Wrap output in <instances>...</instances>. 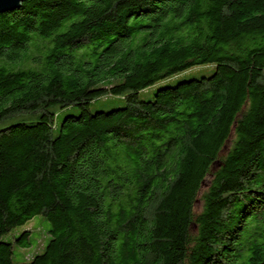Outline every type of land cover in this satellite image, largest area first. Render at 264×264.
Listing matches in <instances>:
<instances>
[{
  "label": "trees",
  "instance_id": "obj_1",
  "mask_svg": "<svg viewBox=\"0 0 264 264\" xmlns=\"http://www.w3.org/2000/svg\"><path fill=\"white\" fill-rule=\"evenodd\" d=\"M105 94L125 105L91 114ZM68 107L79 115L54 137ZM37 215L49 240L24 264H264V0H26L0 14V264H13L2 237Z\"/></svg>",
  "mask_w": 264,
  "mask_h": 264
},
{
  "label": "rangeland",
  "instance_id": "obj_2",
  "mask_svg": "<svg viewBox=\"0 0 264 264\" xmlns=\"http://www.w3.org/2000/svg\"><path fill=\"white\" fill-rule=\"evenodd\" d=\"M213 65L207 64L202 66L192 67L183 72L177 73L175 75L169 76L167 78L161 79L155 82L153 85L141 90L138 93V100L141 102L152 101L154 93L161 88L173 87L179 82L188 81L191 79H201L203 77L209 76L213 72ZM125 105L124 100L121 96H115L110 94H105L97 100H94L89 105V112L95 114L96 112H110L116 110ZM79 109L77 107H68L56 112V115L53 120V135L56 137L60 131V126L63 119L67 116H78ZM184 201H178L172 211L171 215L168 218L165 226L168 236H174L177 232L181 213L183 209ZM195 208L200 209V203H196ZM50 230V224L47 220L40 216H34L32 219L27 221L22 226H18L12 229L9 233L2 237V240L13 244L12 247V263L13 264H24L29 259H31L36 254L43 252L48 240ZM28 231V246L25 248H20L15 244V239L24 232ZM167 236V235H166Z\"/></svg>",
  "mask_w": 264,
  "mask_h": 264
},
{
  "label": "water",
  "instance_id": "obj_3",
  "mask_svg": "<svg viewBox=\"0 0 264 264\" xmlns=\"http://www.w3.org/2000/svg\"><path fill=\"white\" fill-rule=\"evenodd\" d=\"M26 0H0V14L12 12L20 7Z\"/></svg>",
  "mask_w": 264,
  "mask_h": 264
}]
</instances>
